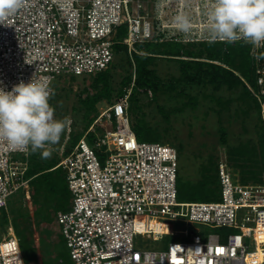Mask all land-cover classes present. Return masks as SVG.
Instances as JSON below:
<instances>
[{"label":"built area","instance_id":"obj_1","mask_svg":"<svg viewBox=\"0 0 264 264\" xmlns=\"http://www.w3.org/2000/svg\"><path fill=\"white\" fill-rule=\"evenodd\" d=\"M213 2L24 0L19 11L0 23V87L11 90L39 77L49 82L53 94V85L62 76H93L108 70L116 44L127 46L132 55L140 53L137 45L144 42H209L206 13ZM181 11L192 20L188 34L173 23ZM123 27L125 35L120 34ZM249 44L257 77L256 88H249L264 115V58L257 60L264 56V42ZM131 92L129 88L101 111L58 165L66 172L72 200L70 210L59 212L56 222L73 263L264 264V183L237 182L222 160L220 201L180 202L178 152L164 143L138 140L129 115ZM99 132L102 135L95 137ZM89 134L94 137L91 143ZM16 154L23 159L16 160ZM30 154V149H12L0 138V199L5 201L0 209L7 210L13 195L28 190ZM169 223L182 228L173 231ZM9 225L10 231L0 239V264H25L20 240L11 221ZM177 235L183 241L171 242L163 250L141 248L136 241L140 236L161 241ZM17 252L21 261L15 259Z\"/></svg>","mask_w":264,"mask_h":264},{"label":"trees","instance_id":"obj_2","mask_svg":"<svg viewBox=\"0 0 264 264\" xmlns=\"http://www.w3.org/2000/svg\"><path fill=\"white\" fill-rule=\"evenodd\" d=\"M125 33L126 27L121 28L120 34L125 35ZM137 48L141 53H134L131 58L127 46L116 44L114 47L115 57H120L121 67L125 71L120 88L115 89L113 85L115 80L113 68L118 67V64L113 62L108 70L93 78L91 87L96 91L94 94L88 93L86 98L82 97L83 93L79 94V101L85 113L84 130L80 134H75L71 139L66 155L85 136L84 133L98 118L100 114L98 105L103 101H107L110 105L113 104L116 99L123 97L129 88H132L129 100L132 128L140 142L153 143H163L169 132L167 129L160 130L147 121L144 109L150 104H143V95L151 94L153 101H157L160 95L179 99L183 104L177 111H184L185 107L194 108L197 104V98L186 92L185 89L188 87H211L214 91L224 88L229 91L241 89L242 93L236 102L239 107L244 108L242 112L247 116L257 112L260 124L256 128L257 138L255 140L250 139L241 141L237 145H227V163L235 178L243 185L263 184L264 122L260 103L249 88V85L252 88H256L257 85L255 60L251 55L252 46L244 41L229 44L227 42L192 43L164 39L163 41L140 43ZM162 59L177 62L180 75L178 77L171 76L167 81L161 78L156 67L157 62ZM73 78L75 79V77ZM56 82L53 85L51 101L57 93ZM216 102L223 107H227L231 103V101L222 102L221 100ZM159 109L168 119V115L163 111L164 108L159 107ZM93 138V134L88 135L90 142ZM221 140L223 144H227L224 129L221 130ZM182 148L184 146L181 145L179 154L182 153ZM60 161L57 157L42 158L40 151L31 152L29 156L27 178L30 179V182L25 193L32 198L31 204L34 210L31 216L35 220L52 222L53 214L58 215L59 212L70 210L72 195L68 187L66 172L62 167H58ZM219 163L213 155H210L200 164L196 180L187 178L179 168L178 200L180 202L220 201ZM29 190L31 194H28ZM3 219L5 224H10V221L13 220L15 233L20 240L27 264H36L38 252L30 239V227L28 226L30 214L28 216L24 212L17 211L11 219L10 215L8 217L7 211L4 210ZM61 237L65 242L62 234ZM69 258L72 261L70 254L67 260L65 251L60 249L56 259L65 264Z\"/></svg>","mask_w":264,"mask_h":264},{"label":"rangeland","instance_id":"obj_3","mask_svg":"<svg viewBox=\"0 0 264 264\" xmlns=\"http://www.w3.org/2000/svg\"><path fill=\"white\" fill-rule=\"evenodd\" d=\"M186 11L191 13V10L188 8ZM114 64H118V67L113 68L115 75L113 85L115 89H118L120 88L122 77L125 76V71L121 67L122 61L120 57H115ZM125 65L128 66L127 63ZM156 68L159 76L165 81L171 76L178 77L180 75L179 65L175 61L167 59L159 60ZM95 76L97 75L82 77L62 76L57 80L55 84L57 93L51 101L55 109L54 118H68L71 123L62 134L60 141L55 145L49 146V150L51 151L49 158L57 157L62 160L70 147L71 139H73L75 134L83 132L85 113L79 101V94L83 93L82 97L86 98L88 93L94 94L96 92L91 87ZM185 90L190 96L197 98V104L194 108L187 106L184 111H177L181 109L182 101L166 95H160L157 101H153L151 94L143 95L142 102L145 105L150 104L144 109L147 121L160 130H168L169 134L166 135L163 143L175 148L177 152L181 145L184 146L182 153L179 154L178 152L180 172L186 175L187 178L196 180L200 164L208 159L210 155H213L218 162L222 160L227 162V145H237L241 141L250 139L255 140L257 138L256 128L260 124V120L257 112H253L248 116L242 112L244 108L239 107L236 102L238 96L242 93L241 89L229 91L224 88L220 91H214L211 87L193 86ZM217 100H221L222 102L231 101V103L227 107H223L217 104ZM109 105L107 101L101 102L98 105V112L100 113L107 109ZM159 107L164 108L163 111L168 115V119L160 112ZM262 118L264 119V115H262ZM222 129L226 132L227 144L222 143ZM101 135L102 133L99 132L95 137H100ZM88 141L90 142L89 139ZM14 158L16 160L23 159L19 154L14 155ZM101 160L102 165H104L102 158ZM234 179L240 182L235 176ZM28 192V194H31L30 190ZM31 202L32 198L27 193L24 191L18 192L9 199L7 210L0 209V239H3L10 231V225L5 224L3 219L4 210L7 211V215L8 217L10 215L11 219H13V215L17 211L24 212L28 216L30 214L28 226L30 227V239L35 244L38 252V262L36 264H64L56 259L59 250L65 251L67 260L70 252L65 244L66 241L62 240L61 227L56 222L57 215H52V222L35 220L31 216L34 210ZM169 224L170 229L173 231L182 228V224L180 223ZM206 231L218 232V230L209 228ZM261 237L264 238L263 235ZM136 241L141 248L163 250L167 249L171 242L183 241V237L181 235L167 236L161 241H152L140 236ZM249 244L250 250H254L255 245L251 244L250 239H248ZM24 261L27 264L25 258ZM65 264L74 263L69 258V261Z\"/></svg>","mask_w":264,"mask_h":264},{"label":"clouds","instance_id":"obj_4","mask_svg":"<svg viewBox=\"0 0 264 264\" xmlns=\"http://www.w3.org/2000/svg\"><path fill=\"white\" fill-rule=\"evenodd\" d=\"M23 6L24 0H0V23ZM206 15L209 42L220 40L231 44L243 40L254 45L264 42V0H214ZM173 23L180 32H191L192 20L186 12H178ZM261 58L264 56H258L257 60ZM51 96L49 82L39 77L27 83L21 81L11 90L0 87V138L10 148L40 151L42 158L51 156L49 146L60 141L71 123L68 118H54ZM4 203L0 199V206ZM18 253L15 259L20 260Z\"/></svg>","mask_w":264,"mask_h":264},{"label":"snow or ice","instance_id":"obj_5","mask_svg":"<svg viewBox=\"0 0 264 264\" xmlns=\"http://www.w3.org/2000/svg\"><path fill=\"white\" fill-rule=\"evenodd\" d=\"M217 251H218V252H222L223 250H222V249H218Z\"/></svg>","mask_w":264,"mask_h":264},{"label":"bare ground","instance_id":"obj_6","mask_svg":"<svg viewBox=\"0 0 264 264\" xmlns=\"http://www.w3.org/2000/svg\"><path fill=\"white\" fill-rule=\"evenodd\" d=\"M264 236V235H263Z\"/></svg>","mask_w":264,"mask_h":264}]
</instances>
